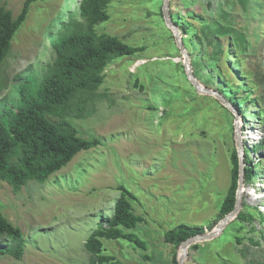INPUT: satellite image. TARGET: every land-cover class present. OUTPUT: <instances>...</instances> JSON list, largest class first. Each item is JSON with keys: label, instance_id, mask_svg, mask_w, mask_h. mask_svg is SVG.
Returning a JSON list of instances; mask_svg holds the SVG:
<instances>
[{"label": "rangeland", "instance_id": "rangeland-1", "mask_svg": "<svg viewBox=\"0 0 264 264\" xmlns=\"http://www.w3.org/2000/svg\"><path fill=\"white\" fill-rule=\"evenodd\" d=\"M23 1L0 0V5L15 17ZM109 1V19L97 24L95 31L145 50L136 59L121 57L110 63L97 91L104 95L102 101L85 119L70 120L80 137L97 138L100 146L78 153L43 184L30 181L14 192L0 181V212L20 229L24 243L21 260L3 255L0 264H88L84 243L102 220L111 216L119 197L118 186L135 197L133 213L143 222L130 231L145 242L146 250L134 249L123 240L103 241L104 254L113 256L118 264H168L171 249L163 240L166 230L180 224L206 230L214 222L230 185L229 155L237 147L236 140L243 158L246 152L253 166L251 182L242 186V202L260 217L246 224L239 233L244 236L239 244H223L213 248L209 256L207 248L201 253L190 246L184 264H264V148L254 150L258 144L264 145V115L260 119L258 106L251 103L245 115L228 109L229 116L214 96L197 92L196 109L188 110L194 104L189 98L194 95L178 69L177 83L188 91V97H183L186 108L175 100L174 108L164 112L161 96L172 94L174 79L170 77L175 68L148 63L170 60L182 64V58L159 16L162 1ZM79 2L44 0L31 4L0 65V117L14 103L16 88L13 92L10 89L14 77L28 69L38 70V63L52 61L45 36L56 33L70 15L77 17ZM183 3L190 5L188 0ZM257 4L255 0L247 4L246 16L235 0H195L190 6L192 13L212 15L227 30L243 33L247 52L258 56L264 54V26L261 19L257 22L259 15H264V3ZM256 9L258 14L253 13ZM185 13H179L182 20L195 23ZM184 48L189 53L188 47ZM200 48L196 46L193 52L198 54ZM241 56L243 62H249L250 57ZM225 59L235 72L246 70L238 57L228 55ZM140 66L148 75H141ZM204 81L199 79L202 87L216 91L212 82L206 86ZM153 105L154 110L148 109ZM251 226L254 232L249 231ZM248 238L258 245H251ZM209 242L197 244L204 247ZM145 255L151 260L144 259Z\"/></svg>", "mask_w": 264, "mask_h": 264}, {"label": "trees", "instance_id": "trees-1", "mask_svg": "<svg viewBox=\"0 0 264 264\" xmlns=\"http://www.w3.org/2000/svg\"><path fill=\"white\" fill-rule=\"evenodd\" d=\"M37 1L44 0H24L20 12L15 17L10 10L0 5V65L8 55L14 35L25 22L31 4ZM188 1L191 5L195 0ZM250 1L252 0H235L236 4H240L243 15L249 13L247 4ZM255 1H258L257 7L264 3V0ZM109 3V0H80L77 17L70 15L56 33H47L45 36L53 53L52 61L44 65L38 63V70L28 69L24 74L21 72L14 77L10 86L11 92L14 87L16 88L13 95L14 103L4 109L0 117V181L8 184L14 192H18L30 181L45 183L49 177L67 166L78 153L101 145L97 138L80 137L70 120L85 119L94 112L95 105L102 101L104 95L98 94L97 91L104 82L103 72L110 63L121 57L136 59L137 54L145 50L144 46L133 47L117 37L98 34L95 31L97 24L109 19L107 11ZM190 5L183 3V0H169L170 20L178 27L180 33L186 36L182 38V43L184 47H188L193 76L198 81L205 78L206 86L212 85V82L215 90L240 115H245L249 104L257 105L259 118L262 119L264 54L255 56L248 53L243 33L235 32L232 28L227 30L225 24H221L212 15L192 13ZM256 10L253 13L258 14V9ZM181 11H185L189 20L195 23L183 21L179 14ZM159 16L162 18L161 8ZM260 19L263 22H260L261 25L264 26V15H259L257 22ZM169 35L170 40H174L170 30ZM188 41L190 46L187 44ZM196 46L201 47L198 54L193 52ZM228 55L238 57L239 62L245 63L246 70L235 72L227 60H223V57ZM241 55L250 57L249 62H243L244 57ZM224 62L225 68L222 67ZM148 64L160 66L169 64L175 68V75L170 77L174 79L172 94L161 96L166 107L164 112L174 108L172 105L175 100H178L180 106L182 104L183 109L184 105L186 108L183 97L188 91L177 83L178 70L193 92L194 97L189 98V102L194 104L188 108L193 112L196 109L197 98L185 75L183 65L170 60L167 62L155 60ZM143 67H139L142 70L141 75H148ZM243 81L246 85H243ZM139 87L142 89L143 85ZM219 107L231 116L228 108L220 104ZM148 109L154 110L155 107L149 106ZM228 124L231 129V123ZM263 148L264 145L258 144L254 150ZM229 161L230 185L218 206L214 222L206 227L208 231L234 207L238 175V155L235 147L231 149ZM243 161L245 163L243 182L248 184L253 178V166L251 167L246 152ZM117 190L119 197L114 202L111 216L102 220L84 243V249L89 255L88 264L119 263L113 256L104 254L103 241L123 240L134 249L146 250L145 242L131 232L143 222L142 217L133 213L132 203L135 197L123 186H118ZM256 217H260V214L250 211L242 202L240 211L227 224L220 236L204 247L194 244L190 249L203 253L202 251L207 248L209 256L213 248L228 243L239 244L244 239L239 233L245 230L246 224L251 225ZM206 230L201 226L184 224L166 230L163 240L171 249L167 263L178 264L177 250L181 243L190 237L203 234ZM249 231L254 232L252 226ZM248 241L253 246L258 245L252 238H248ZM23 252L24 243L20 229L13 226L0 212V256L7 255L14 260H21ZM143 258L151 260L149 255Z\"/></svg>", "mask_w": 264, "mask_h": 264}, {"label": "water", "instance_id": "water-1", "mask_svg": "<svg viewBox=\"0 0 264 264\" xmlns=\"http://www.w3.org/2000/svg\"><path fill=\"white\" fill-rule=\"evenodd\" d=\"M161 1H162L161 12H162L164 23L173 35V39L175 41L176 47L178 48L179 54L182 58V65L184 68V72H185V75L189 83L194 88L195 92H197L198 94H208V95L214 96L217 100H219V102L223 106L228 108L231 112L235 113V109L221 96V94H219L217 91H210L202 87L200 85V82L193 76L192 67L190 64V57L183 46L179 29L178 27L173 25L169 17V0H161ZM236 142H237L236 151L238 155V175H237V187L235 191L234 207L232 211L229 212L227 215H225L222 219H220L213 226L211 230H209L208 232H204L203 234L190 237L181 243L178 249L179 250V256H177L178 264H184L185 260L188 258V249L190 246L197 244V243L211 241L217 238L218 236H220L223 229L227 226L229 222H231L236 217V215L241 209L242 186L244 185L243 177H244L245 163L243 161V153L238 143V140H236Z\"/></svg>", "mask_w": 264, "mask_h": 264}]
</instances>
